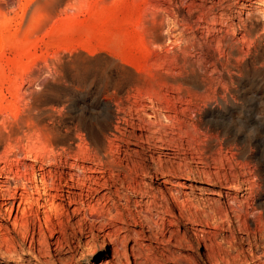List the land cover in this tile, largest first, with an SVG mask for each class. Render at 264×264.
<instances>
[{
	"label": "rangeland",
	"instance_id": "374dc122",
	"mask_svg": "<svg viewBox=\"0 0 264 264\" xmlns=\"http://www.w3.org/2000/svg\"><path fill=\"white\" fill-rule=\"evenodd\" d=\"M33 2L0 0V211L12 179L25 178L33 166L39 181L36 162L70 160L80 147L95 157L94 145L104 153L117 146L120 158L140 152L151 165L158 150L145 141L144 121L155 114L175 117V123L163 120L175 133L181 126L188 130L182 135L186 148L199 142L212 155L222 149L227 171L235 167L233 159L263 167L264 0H74L50 14L37 11L34 18L42 23L28 25ZM182 182L188 195L224 191L201 178ZM153 186L167 197L179 189H165L162 180ZM227 220L238 237L234 220ZM10 224L0 218V241H16L14 253L0 254V264L112 260L100 235L95 242L81 239L64 255H32L29 241L23 246L13 234L8 237ZM197 227L172 226L176 236L169 244L145 239L147 263L211 264L194 229L215 231L213 253H224L228 243L222 239L229 241L230 233ZM47 248L54 250L52 240Z\"/></svg>",
	"mask_w": 264,
	"mask_h": 264
},
{
	"label": "bare ground",
	"instance_id": "6f19581e",
	"mask_svg": "<svg viewBox=\"0 0 264 264\" xmlns=\"http://www.w3.org/2000/svg\"><path fill=\"white\" fill-rule=\"evenodd\" d=\"M33 1L27 13L28 25L36 19L37 11L51 13L61 5L69 8L74 0ZM163 120L168 123L176 121L168 113L155 114L152 121H144L147 124L145 141L152 150L159 151L155 152L156 157L151 154L153 166L140 152H135L134 158L124 152L126 156L120 158L119 147H110L104 153V149L94 145L98 150V154L92 156L94 158L88 150L85 154L80 147L70 160L64 157V160L36 162L39 165V181L33 166L28 169L30 172L25 178L12 179L13 187H8L3 194L0 211V218L11 221L8 237L13 234L23 246L29 241L28 251L32 255L53 258L54 255L76 250L81 239L95 242L100 235L102 242L111 248L112 260L107 262L102 259L99 264H128L129 258L134 264H149L144 256L149 254L150 247L146 254L143 241L169 244L176 236L172 226H180L184 222L193 227L219 226L230 233L229 241L222 239L228 247L223 254L220 251L221 255L219 251L213 253L215 248L211 247L215 231L208 233L194 229V235L203 243L211 264H264V165L259 168L250 161L237 162L233 159L235 167L228 165L230 168L227 171L222 149L217 155H212L206 145L199 144V136H194L196 131L193 136L197 138L195 143L198 142V146L187 145L186 148L187 142L184 143L182 135H187L188 130L181 126L175 133ZM136 146L143 151L144 148ZM210 162L213 163V170L210 169ZM189 178H201L210 186L224 191L217 193L211 189L205 195L202 194L205 190L198 196L188 195L182 191L185 188L182 181ZM159 180H162L165 189L167 186H178L181 190L170 191L167 197L159 187L153 186ZM173 210L177 213L175 217ZM14 211L15 216L12 217ZM228 217L234 220L238 237H235ZM138 228L139 231H136ZM3 240L0 241V254L14 253V238ZM48 240L53 241L54 250L47 248ZM243 244L245 250L241 247Z\"/></svg>",
	"mask_w": 264,
	"mask_h": 264
}]
</instances>
